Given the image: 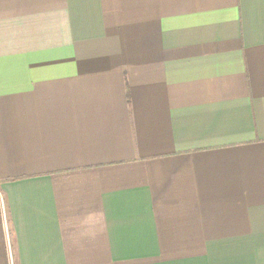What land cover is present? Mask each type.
<instances>
[{"label":"crops","instance_id":"obj_1","mask_svg":"<svg viewBox=\"0 0 264 264\" xmlns=\"http://www.w3.org/2000/svg\"><path fill=\"white\" fill-rule=\"evenodd\" d=\"M0 264H264V0H0Z\"/></svg>","mask_w":264,"mask_h":264}]
</instances>
